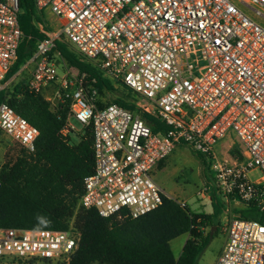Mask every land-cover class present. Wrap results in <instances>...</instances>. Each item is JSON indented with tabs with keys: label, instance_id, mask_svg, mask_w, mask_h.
<instances>
[{
	"label": "built area",
	"instance_id": "obj_1",
	"mask_svg": "<svg viewBox=\"0 0 264 264\" xmlns=\"http://www.w3.org/2000/svg\"><path fill=\"white\" fill-rule=\"evenodd\" d=\"M34 5L54 16L80 56L131 89L140 110L167 126L154 134L139 115L104 104L84 74L63 79L58 106L68 105L69 114L60 134L75 132L70 119L92 134L94 167L83 180L79 207L103 218L137 219L154 211L167 196L152 174L176 147L186 146L210 162L217 195L264 215V28L238 6L264 17V0H34ZM19 14L18 0H0V92L23 36ZM58 35L38 41L24 64L33 65L28 92L42 94L59 81L50 55ZM0 130L27 153L34 151L38 130L6 103H0ZM227 136L230 145L217 157L214 146ZM234 145L238 154L231 155ZM255 172L260 177L252 181ZM206 193L204 188L199 194ZM224 232L213 264H264V222L237 216ZM78 241L73 230L0 228V260L66 263Z\"/></svg>",
	"mask_w": 264,
	"mask_h": 264
},
{
	"label": "trees",
	"instance_id": "obj_2",
	"mask_svg": "<svg viewBox=\"0 0 264 264\" xmlns=\"http://www.w3.org/2000/svg\"><path fill=\"white\" fill-rule=\"evenodd\" d=\"M18 4L23 36L5 82L33 56L38 41L52 32L34 0H18ZM54 53L79 75L84 74L86 84L96 88L99 95L113 96L111 103L139 115L154 134L167 131L158 118L139 109L138 97L131 89L105 77L66 44L56 41L50 55ZM0 103H6L39 132L32 153L15 143L17 147L7 149L5 157L9 159L0 166V228L77 232V249L65 264H198L217 231L221 205L214 196L212 214H193L176 200L163 198L157 209L137 219L100 217L97 211L78 206L83 180L94 167L90 127L76 144L69 143V138L60 134L67 122L68 105L53 109L41 94L28 92L25 84L14 85L12 91L4 88ZM235 151L238 154L237 149L230 154L235 155ZM195 154L203 171L208 169L207 159ZM236 215L264 222V215L253 205L237 210ZM204 227L210 228L205 236ZM182 235L188 239L175 258L170 242Z\"/></svg>",
	"mask_w": 264,
	"mask_h": 264
},
{
	"label": "rangeland",
	"instance_id": "obj_3",
	"mask_svg": "<svg viewBox=\"0 0 264 264\" xmlns=\"http://www.w3.org/2000/svg\"><path fill=\"white\" fill-rule=\"evenodd\" d=\"M240 10L253 20L256 24L264 28V17L256 15L250 8L243 5H238ZM44 18L48 22L53 33H59L58 41L66 44L75 54L79 55L73 46L66 40V38L60 33L59 23L56 21L54 16L50 14H44ZM53 59L58 67L59 79H68L70 76H77L78 72L74 68L66 65V63L59 57L58 53L53 54ZM14 77V76H12ZM10 78L6 84L5 88L9 91L13 90L15 84H25V77L19 75L14 78ZM23 77V78H22ZM114 89L119 90V86L114 84ZM99 99L103 100L104 104L111 103L113 96L110 95H99ZM102 103V104H103ZM138 106V105H137ZM140 109V108H139ZM70 125L75 129V132L68 135L69 143L76 144L78 140L84 135L85 130L88 128H83L77 121L70 119ZM233 141V140H232ZM231 142V136H227L222 139L214 146V151L217 157H221L227 145ZM17 147L10 137L5 135L0 130V166H2L9 157H5L7 149ZM234 149L236 146L234 145ZM235 155L237 151L234 152ZM209 168L203 171L202 164L197 158L195 152L186 146H178L170 159L166 162L164 167L155 170L152 174V179L164 192L172 199L179 202L181 205L186 206L189 211L193 214L205 213L212 214L213 207L211 204V197L214 196L219 205H221V213L217 216V231L210 239L208 246L204 252L200 255L198 264H209L213 261L215 257L223 249L226 241V233L224 229L231 219L237 217L236 211L239 209L237 206L228 203L227 200L216 194L214 189V173ZM260 177L258 172L252 173L250 178L252 181L257 180ZM207 188V193L205 197H202L199 193ZM79 206V205H78ZM215 231V229H214ZM210 232L209 227L203 228V236ZM188 239V235H182L170 242L171 251L175 258H178L183 245ZM0 264H65L63 259L51 260L46 262H30L21 263L16 261H11L9 259L0 260Z\"/></svg>",
	"mask_w": 264,
	"mask_h": 264
},
{
	"label": "crops",
	"instance_id": "obj_4",
	"mask_svg": "<svg viewBox=\"0 0 264 264\" xmlns=\"http://www.w3.org/2000/svg\"><path fill=\"white\" fill-rule=\"evenodd\" d=\"M43 15L44 14H50V15H52L49 11H43V12H41ZM32 71H33V65L32 64H28V65H23L22 66V68L19 70V72H17L15 75H14V77H17V76H19V75H22V76H24L25 77V82L27 83L28 82V80L30 79V77H31V73H32ZM14 77H12V78H14ZM23 78V77H22ZM61 82H62V80L61 79H59V81L56 83V84H53V85H51V86H49V87H47L43 92H42V96L44 97V99L46 100V101H48L49 102V104H50V106H51V108H53V109H55L57 106H58V92H59V90H60V87H61ZM26 83H25V85H26ZM16 85V84H15ZM230 145V144H229ZM229 145H227V147H229ZM177 148V147H176ZM175 148V149H176ZM174 152V151H173ZM173 154V153H172ZM171 154V155H172ZM171 155L164 161V162H162L158 167H159V169H161L162 167H164V165L166 164V162L170 159V157H171ZM159 169H157V170H159ZM154 180H155V177H154ZM155 182V181H154ZM163 192H164V190H163ZM165 193V192H164ZM165 195L167 196V198H169V199H172V198H170L166 193H165ZM174 200V199H173ZM239 210V209H238ZM220 254H221V252H220ZM220 254H218L217 255V257H215L214 259H213V261L211 262V263H209V264H213L216 260H217V258L220 256Z\"/></svg>",
	"mask_w": 264,
	"mask_h": 264
},
{
	"label": "water",
	"instance_id": "obj_5",
	"mask_svg": "<svg viewBox=\"0 0 264 264\" xmlns=\"http://www.w3.org/2000/svg\"><path fill=\"white\" fill-rule=\"evenodd\" d=\"M213 231H214V230H213ZM213 231L211 232V235H212Z\"/></svg>",
	"mask_w": 264,
	"mask_h": 264
}]
</instances>
